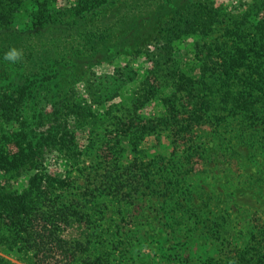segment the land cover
I'll return each mask as SVG.
<instances>
[{
    "label": "rangeland",
    "instance_id": "rangeland-1",
    "mask_svg": "<svg viewBox=\"0 0 264 264\" xmlns=\"http://www.w3.org/2000/svg\"><path fill=\"white\" fill-rule=\"evenodd\" d=\"M33 1L22 0L13 22L19 28L30 24ZM71 1L57 0L56 10L64 12ZM251 5L260 8L264 0H108L96 15L64 14V30L51 26L29 41L39 50H56L65 72L57 97L51 92L39 106L47 110L46 122L29 120L23 128L46 129L47 139L55 124L62 142L48 138L19 168L70 176L68 192L85 193L93 205L91 222L74 224L62 235L71 242L91 238L94 264L222 263L243 247L255 218L264 223L262 150L252 143L232 147L228 132L209 119L182 128L196 107L207 109L204 101L189 99L183 86L194 83L195 92L199 88L207 97L206 81L194 82L200 66L216 69V49L234 39L237 27L244 32L241 16ZM263 8L255 9L256 16ZM187 12L209 27L181 30L180 15ZM23 48L17 59L7 55L4 61L20 62ZM53 106L62 108L61 127L57 115L48 114ZM144 123L155 130L143 131ZM126 172L139 178V186L121 181ZM6 178L19 186L26 174ZM211 189L217 213L206 209L196 217L189 194L201 200ZM223 190L232 195H219ZM0 256L28 264L3 245ZM56 263L62 264H44Z\"/></svg>",
    "mask_w": 264,
    "mask_h": 264
},
{
    "label": "trees",
    "instance_id": "trees-1",
    "mask_svg": "<svg viewBox=\"0 0 264 264\" xmlns=\"http://www.w3.org/2000/svg\"><path fill=\"white\" fill-rule=\"evenodd\" d=\"M107 1L72 0L62 6L65 10L62 12L56 10V7H61L57 6V0H34L30 24L19 28L13 22L23 4L22 0H0V37L1 34L7 37V40L0 39V176H3L0 178V245L25 256L28 264H44L49 259L59 260L62 264H94L90 258L91 238L85 242H71L62 235L64 230L74 224L88 227L91 222L93 205L88 202L89 199L83 198L85 193L81 190L68 192L66 187L70 185V176L19 167L25 158L31 157L32 161L41 143L48 138L53 137V141L59 139L62 142L57 138L61 130L54 133L55 124L50 125L51 133L47 139L44 137L46 129H36L37 132L24 129L29 125V120L46 122L47 110L39 106L51 92L52 96L57 97L55 90L61 84L65 72L59 66L56 50L53 53L39 50L29 41L48 27L68 25L69 22L63 21L64 14L85 18L89 13L96 15L97 8L101 9ZM262 7L264 5L260 8L251 5L254 11L248 9L242 13L240 23L244 32H240L237 27L234 39L216 49L215 70L206 72L205 64L200 66V76L195 77L194 82L204 84L206 81L210 87V91L205 94L207 97L199 94V88L195 92L194 83L189 88L183 86L189 99L195 98L196 104L204 101L207 109L202 111V106L196 107L194 110L197 112L192 114V120L182 125V128L189 130L193 125H202L209 119L215 129L228 132L225 140L227 138L232 147L252 143L255 150H262L260 155L264 158V11L257 16L255 11ZM179 27L181 30L203 31L209 25L203 18H195L187 12L186 16L180 15ZM22 44L25 45L22 49L25 57L21 63L17 60L5 62L7 55L17 59L15 54L20 53L18 51ZM61 111V107L53 106L48 113L50 118L52 114L57 115L60 127V120L63 119ZM67 115L64 116L67 118ZM16 122L20 124L19 128L24 126V130H19ZM141 128L145 132L148 128L155 130L153 125L145 123ZM126 173L121 181L131 187L139 186V178ZM23 174H26V179L19 186L9 183L6 178L18 180ZM165 191L169 193V187ZM214 191L211 189L207 194H200L198 198H203L195 201L189 194L190 204L195 206L191 211L196 217H199L198 212H206V209L211 214L217 213L214 212L217 207L213 204L216 199ZM224 193L227 197L232 195V192L226 193L224 190L219 195ZM186 204L187 201L181 205ZM255 220L258 222L253 226V232L248 233L243 247L226 257L224 262L215 264H264V223L258 218ZM0 264L14 263L0 256Z\"/></svg>",
    "mask_w": 264,
    "mask_h": 264
}]
</instances>
